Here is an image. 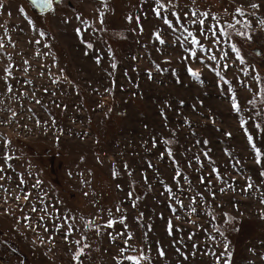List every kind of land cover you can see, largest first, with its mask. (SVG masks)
<instances>
[{
    "label": "rangeland",
    "instance_id": "obj_1",
    "mask_svg": "<svg viewBox=\"0 0 264 264\" xmlns=\"http://www.w3.org/2000/svg\"><path fill=\"white\" fill-rule=\"evenodd\" d=\"M161 2L167 7L162 16L173 20L175 33L155 16V0H59L44 13L29 0H0V264H77L73 257L85 244L90 247L84 248L82 264H130L123 257L140 250L151 264H217V257L224 264L226 242L232 264H264V178L259 176L264 169L255 163L240 126L241 118L248 121L245 126L264 152V25L259 23L264 0ZM251 3L260 8L252 9ZM237 7L244 16L235 13ZM205 11L210 13L205 30L217 23L212 16L222 25L241 21L236 29L251 40L228 31L245 65L228 44L215 45L210 33L206 39L199 24L191 23ZM173 12L211 52L197 48V59L190 57L185 48L195 46L190 39L183 46L176 40L182 29ZM245 20L250 22L247 29ZM158 30L163 45L155 39ZM223 50L229 54L221 59ZM213 54L217 61L208 59ZM206 65L231 81L240 113L232 109L228 85ZM189 66L200 72L203 83L188 74ZM5 68H11V76ZM163 139L174 143L164 145ZM167 148L181 173L179 187L173 180L177 165ZM6 154L12 159L5 161ZM165 185L172 187L174 197ZM25 194H30L27 200ZM169 204L177 209L175 214ZM117 207L124 210L127 228L119 223L106 227L110 218H121ZM85 221L94 224L88 227ZM68 224L73 227L65 239ZM121 232L132 234L128 246ZM123 247L127 251L121 254ZM158 248L164 250L163 258Z\"/></svg>",
    "mask_w": 264,
    "mask_h": 264
},
{
    "label": "snow or ice",
    "instance_id": "obj_2",
    "mask_svg": "<svg viewBox=\"0 0 264 264\" xmlns=\"http://www.w3.org/2000/svg\"><path fill=\"white\" fill-rule=\"evenodd\" d=\"M104 2L106 3V0H104ZM31 3L43 13V12H46V11H50L52 9L53 0H31ZM155 3L157 5L155 8H153V12H154L155 16L157 18L162 19L163 20V23L165 25H167V27L173 33L177 32L178 29L176 27H174L173 20L169 19L167 15H163L162 16V10L165 11V12L167 11L166 5L164 3H162L161 0H155ZM2 7H3V4H0V8H2ZM250 7L252 9H259L260 8V5L257 4V3H251L250 4ZM20 11L23 12L24 9L21 8ZM225 11H227V10H225ZM235 13L237 15H239V16H244L245 15V12H244V10H243L242 7H237L235 9ZM103 15H104L103 12H101L100 13V22H101V24H103ZM191 15L193 17H197V12L196 11H192L191 12ZM172 16L175 18L176 23L179 24V28L182 29L181 36L183 37V40H181V36H177L176 37V40L177 41H181V46H183V42L184 41H188L190 39L191 45L195 46V47H193L191 49L185 48V51L190 52V57L192 59H197V48L199 49L200 52L207 53V52H211L212 51L210 48H206L202 44V42L197 38V36L192 31H189L188 27L184 26L183 24H180V19L181 18H180V16L176 12H173L172 13ZM199 16L201 18H199L198 20L194 19V20L191 21V23H193V24H197L198 23L199 24L200 30H201V35H204L205 38L207 39L208 38V35L207 34L210 33L211 34V37L214 38V44L215 45H221L222 43L228 44V48L231 50L232 53L235 54V59L237 61H239V63L241 65H245L246 64V61H245L244 56L241 55L240 48H238L235 43H230L231 32L228 31V29L235 30V34L237 36H240V37L246 38L248 40H251L252 39L251 35H248L245 31H240V30H237L236 29V25L241 24V21L239 19H237V20H235V23L234 24L233 23H228L227 25H222V24H219L218 18L216 16H212V19L213 20H217V23L216 24H210L209 27L207 28V30H205L204 29L205 18H208L210 16V13L207 12V11L201 12V13H199ZM128 19L130 21L131 20V17H128ZM29 23H31V21H29ZM259 23L261 25H264V19H261L259 21ZM243 27L245 29L249 28L250 27V22L247 21V20H245L243 22ZM77 32L79 33L80 30L77 29ZM40 35L43 36L44 33L43 32H40ZM154 35H155L156 41H158L162 45L165 44V40L161 37V34H160V31L159 30L156 31L154 33ZM37 43H39V41H37ZM0 47H3V44L2 43H0ZM87 47L88 48H92L93 45L91 43H88L87 44ZM228 54H229L228 51L223 50L222 51V55H221L220 58L223 59L224 57H227ZM184 59L186 60V59H188V57H185ZM208 59H210L212 61H217V56L215 54L209 55L208 56ZM201 62H203V60H201ZM25 63H27V62H25ZM206 66H208L210 68V70L215 73V75L219 78L220 81L223 82L224 85H228V91L231 92L230 102H231L232 109L236 113H240L241 112L240 103L237 100L236 93L232 90L231 81H228L227 79H225V77L223 76V74L217 68H211L210 65H206ZM112 67L113 68L116 67L115 63L112 64ZM156 67H157V69H159V65H156ZM227 67H228V65L225 64L224 65V68L227 69ZM242 71H243V73H244L245 76L249 75V72H248L247 67L243 68ZM5 72L7 73V76H11V74H12L11 68H5ZM187 72H188V74L194 80H197V81H200L201 83H203V81H201V78H200L201 77V74H200V72L198 70H194L193 68H191L189 66V67H187ZM149 78H151V75L150 74H149ZM253 78L255 80H257V81L260 80L259 75H256ZM5 79H6V77H5ZM29 83H31V81H29ZM7 91L8 92H11L12 91V86L11 85H7ZM261 92L264 93V89H262ZM36 103H40V101L37 100ZM181 103H182V101H181ZM247 103L252 104V105H255V100H249V101H247ZM161 114L163 115V110L162 109H161ZM247 123H248L247 120H245L243 118L240 119V126L244 130V133H245V136H246L248 145L250 146L251 151L253 152V154L255 156V163L258 166H261L262 169H264V152H262L261 147L258 146V140H259V138L258 137L257 138H254V136L248 131V128L245 126ZM254 126H255L256 129H260L261 128L260 124H255ZM262 131H264V130H262ZM226 135L231 136V133H226ZM162 142H163L164 145H169V144L174 143V141L173 140H170V139H163ZM9 143H10V141H6L5 142V147H7V144H9ZM197 143H200V141H197ZM203 143L207 144L208 141L205 140V141H203ZM156 146L157 145H156L155 140H154L153 147H156ZM166 152H167V156L172 158L173 165H177V161L175 160V157L173 156V152H172L171 148H167L166 149ZM226 154L230 155V153H227V152H226ZM204 156L208 158L210 164H213L214 165L215 162L212 161L210 157H208V153L207 152H204ZM3 158H4L5 161H8V160L12 159V157L11 156H8L7 154ZM164 158H165V153L164 152H161L160 153V159H164ZM196 160H197L198 163L200 162L199 161V156L196 157ZM8 166L11 167V165H8ZM189 166H191V164H189ZM201 166H203V164H201ZM125 167H127V165H125ZM149 167L150 168L153 167V165H151L150 162H149ZM175 171H176V175L173 177V180L176 182L177 187H179V178L181 176V173H180V170H179L178 165H177ZM3 172H4L3 167H0V173H3ZM212 173H215L217 179H220L219 169H217L215 166L212 167ZM113 174L114 175H117V173H115V172ZM128 174L131 175V172H129ZM259 176L262 177V178H264V170H261L259 172ZM3 178H4L3 175H0V180H2ZM143 179L145 180V182H147V176L146 175H143ZM183 179L186 182H188L189 184H191V181L188 180V177L187 176H184ZM200 179H201V183H203L204 182L203 181V177H201ZM20 183L21 184L24 183V181H23L22 178L20 180ZM37 183L39 184L40 182L38 181ZM134 183L135 182H133V184ZM33 187H35V185ZM247 187L249 189L252 188V183L249 182L248 185H247ZM149 190H151V189L149 188ZM165 190L169 193V196L170 197H174V193H173L172 187H169V186L165 185ZM181 191H183V189H181ZM220 191L223 192L224 189L221 188ZM29 195L30 194H25V197L24 198L27 200ZM127 195L131 199L132 196H133V193L131 191H129ZM16 199L19 200L20 197L17 196ZM136 199H139V197H136ZM176 203H178L182 209L184 208L183 202L180 201L178 198H176ZM191 203L192 204H195V197H192L191 198ZM135 206H136V203H135V200H133L132 201V207H135ZM169 208L173 212V214L176 213L177 209L174 206H172L171 204H169ZM32 211H37V209L35 207H33L32 208ZM44 211H46V209H44ZM116 211L121 212V218L118 221L110 218L108 220V222H107L106 227L107 228H112L116 223H119L121 225H124L125 228H127V225L125 223V220L127 218H126V216L123 215L124 210L122 208H120V207H117ZM196 211H197V209L195 207H191V212L195 213ZM208 215L211 216L212 220H215L216 219V216H215L214 213H208ZM227 215L228 214L225 213V216L226 217H227ZM111 216H112V213H111V210H109V217H111ZM140 216L142 217L143 216V213H141ZM176 218L179 219V216H177ZM26 219H30V217H26ZM40 219L43 220V217H41ZM67 219L68 218H65V221L66 222H67ZM72 219H75V217H72ZM81 219H83V218H81ZM137 219H139V218H137ZM234 219H235L234 217H228V220L229 221H232ZM85 224L88 227H92L93 224H94V221H85ZM54 227H56V226L54 225ZM72 227L73 226L71 224H68L69 232L65 234V239H67V236L71 234ZM147 227L149 228V230L151 229V225H148ZM215 230L217 232H220L221 235H223V232H222V230L219 227H216ZM167 231H168V234L169 235H172V221L171 220L168 221ZM205 231H207V230L205 229ZM97 234H99V228H97ZM119 235L126 237L124 239V244L126 246H128V241L133 238L131 233L121 232V233H119ZM146 235H147V233H145V236ZM191 238L192 237L189 236V239H191ZM209 238L210 239H213V240L215 239V237H212L211 235L209 236ZM84 239H86V237H84ZM111 239L113 241H115L116 237L112 236ZM81 242H82L81 240H76L75 241V243L77 245H80ZM87 247H90V245L85 244L84 247L79 248L76 251L73 259L77 261V264H82L81 256L84 254V248H87ZM193 247H196V246L193 245ZM228 247H229L228 246V243L226 242L224 244V252L221 254L222 256H226V259L224 261V264H232V262H231L232 253L228 250ZM126 251H127V247H123V248L120 249L121 254H123ZM157 251H158V255L160 257L163 258L165 256V252H164V250L162 248H158ZM177 252L180 255H182L185 260L188 259V256L187 255H184L183 253H181L179 248H177ZM213 254H215V253H213ZM191 255H195V253H191ZM123 259L129 261L130 264H142V262H146V264H151V258L148 255H146L143 252V250H140V253L138 255H126V256L123 257ZM219 261H220V257H217V264H219Z\"/></svg>",
    "mask_w": 264,
    "mask_h": 264
},
{
    "label": "water",
    "instance_id": "obj_3",
    "mask_svg": "<svg viewBox=\"0 0 264 264\" xmlns=\"http://www.w3.org/2000/svg\"><path fill=\"white\" fill-rule=\"evenodd\" d=\"M31 2V0H29ZM54 2H58L59 0H53ZM33 5V4H32ZM34 6V5H33ZM35 7V6H34ZM36 8V7H35ZM38 12L42 13L38 8H36ZM44 13V12H43Z\"/></svg>",
    "mask_w": 264,
    "mask_h": 264
},
{
    "label": "built area",
    "instance_id": "obj_4",
    "mask_svg": "<svg viewBox=\"0 0 264 264\" xmlns=\"http://www.w3.org/2000/svg\"><path fill=\"white\" fill-rule=\"evenodd\" d=\"M142 264H146V262H142Z\"/></svg>",
    "mask_w": 264,
    "mask_h": 264
},
{
    "label": "trees",
    "instance_id": "obj_5",
    "mask_svg": "<svg viewBox=\"0 0 264 264\" xmlns=\"http://www.w3.org/2000/svg\"><path fill=\"white\" fill-rule=\"evenodd\" d=\"M34 9L37 10L35 7H34ZM37 12H38V10H37Z\"/></svg>",
    "mask_w": 264,
    "mask_h": 264
}]
</instances>
